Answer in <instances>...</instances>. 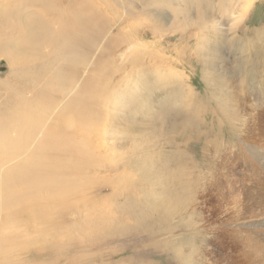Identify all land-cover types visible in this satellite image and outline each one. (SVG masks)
Returning <instances> with one entry per match:
<instances>
[{"label": "rangeland", "instance_id": "1", "mask_svg": "<svg viewBox=\"0 0 264 264\" xmlns=\"http://www.w3.org/2000/svg\"><path fill=\"white\" fill-rule=\"evenodd\" d=\"M52 11L91 16L101 37L36 58L27 26ZM88 48V65L68 55ZM57 70L97 81L78 102L89 131L72 133L95 153L73 198L36 199L46 221L0 220V264H264V0H0V130L25 125L21 110L71 121L80 87L59 88Z\"/></svg>", "mask_w": 264, "mask_h": 264}, {"label": "bare ground", "instance_id": "2", "mask_svg": "<svg viewBox=\"0 0 264 264\" xmlns=\"http://www.w3.org/2000/svg\"><path fill=\"white\" fill-rule=\"evenodd\" d=\"M34 1L37 4H42L46 0ZM60 1L55 0V2ZM31 2L34 3L33 1ZM76 9L80 14H84L82 8L76 7ZM43 10L47 13L50 8H44ZM51 16L52 18L47 23L44 20L35 21L27 26L26 34L28 33L29 42H32L33 49L36 51V58L42 57V50L45 48L46 50L49 49L48 46L55 47L61 55L67 50H71L72 46H83V43L85 46L92 47L94 41L102 35V31H99L98 34L95 33L96 31L92 32V29H96V23H94L95 20L91 16L86 14L85 16L77 15L71 20L67 19V14L59 16L54 11L51 12ZM7 24L10 25V23ZM72 25H76L79 28L77 38L81 41L78 40V43L75 42L74 36L70 39L64 36L67 32L72 35L70 28ZM85 34H91V39H88V36H84ZM112 42L116 43V40ZM119 42L122 41L119 40ZM92 53H94V50L92 52L88 48L86 52L81 54V58L77 52L73 51H70L68 55L76 59L86 58V65H88L90 64ZM96 66L97 70L101 69L100 65ZM57 71V77H53L52 80H54L55 84H59V88L65 89L66 86L71 87V84L74 87H80L75 94L78 101L73 103L70 98L67 108L64 109L72 114L71 121L67 120L65 112L52 115L49 122H42L34 115L30 117L21 110L15 115V119L17 121L27 120L25 125L19 126L18 129L17 127L13 129L5 127L4 130H0V220L12 221V218H8L13 217V219L21 221L24 217H27L30 220L34 218L37 221H46L48 219L46 214L47 206L36 199L43 198L46 202L50 201L49 203L57 205L65 199L73 198L78 189H82L81 182L78 179V172L75 171V168L81 170L86 164L88 154L93 152V150L88 145L85 137L76 139L72 137V133L77 132V130L83 133L89 131L88 127L94 120L89 113V99L85 102L82 109L78 107V102L83 97H92L94 92L98 91L96 89L97 86H92L97 81L88 76V79L84 81V85H81L80 76L72 75L69 71ZM85 72L90 74V69H85ZM44 74L41 80H43ZM34 79L36 81L38 77L36 76ZM46 86L47 83L44 88L39 85V89L46 92ZM3 125L4 122L0 121V127H3ZM99 146L100 148H96L99 152L96 151V153L101 154L103 147ZM25 156L29 157L25 160L21 158ZM33 157L38 160V164L29 162ZM93 162L95 161L89 163L88 169L93 168ZM184 170L182 166L181 171L185 174ZM61 174H66L68 180H59ZM182 178L172 179V182L177 185V189H182V191L178 190L180 193H185L186 191H183V188L186 180ZM188 188V186H185V189L188 190ZM173 192L175 191L173 190ZM178 198L180 199V197ZM180 200L179 202H181ZM10 211L13 212L10 213ZM57 218L59 217L57 216ZM72 227H74L73 224L68 226L65 232L62 231L65 229L63 226L58 227V232L72 235ZM3 228H8V226L4 225ZM4 236L5 239L0 238V251L5 252L8 248H12V240L9 239L8 235L5 234ZM54 247H56V251L60 249L58 244L54 245Z\"/></svg>", "mask_w": 264, "mask_h": 264}]
</instances>
